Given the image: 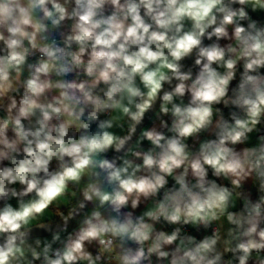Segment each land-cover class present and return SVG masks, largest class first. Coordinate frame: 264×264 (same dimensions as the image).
I'll list each match as a JSON object with an SVG mask.
<instances>
[{
  "label": "clouds",
  "instance_id": "9594fccd",
  "mask_svg": "<svg viewBox=\"0 0 264 264\" xmlns=\"http://www.w3.org/2000/svg\"><path fill=\"white\" fill-rule=\"evenodd\" d=\"M252 13L264 0H0V264H264Z\"/></svg>",
  "mask_w": 264,
  "mask_h": 264
},
{
  "label": "crops",
  "instance_id": "0c3cea01",
  "mask_svg": "<svg viewBox=\"0 0 264 264\" xmlns=\"http://www.w3.org/2000/svg\"><path fill=\"white\" fill-rule=\"evenodd\" d=\"M252 15H253V18H255V19H259V20H261L262 22H264V13H252ZM222 43H224V42L222 41ZM31 62H34V60L31 61ZM24 75L27 76V72H25ZM72 78H74V76H73V75H69L68 79H72ZM81 78H83V77H81ZM234 82H235V81H234ZM234 82H233V84H234ZM233 84H232V85H233ZM17 99H19V96H17ZM185 102H187V98L185 99ZM218 107H221V106H218ZM5 115H6L5 112L0 111V118L4 117ZM157 115H158V113H157ZM165 119H168V118L165 117ZM153 122H155V123L158 124V121L155 120V115L150 119V121L145 125V127H151L152 124H153ZM260 127H261V132H264V126H260ZM262 128H263V131H262ZM114 131H116L118 134H121V135L123 134V132H122L120 129H114ZM9 135H11V133H9ZM257 135H258L257 133H253V134H251V138H250L249 144H247V145H243V146H252V145H254V144L256 143V140H257ZM205 138H210V137H208L207 134H204V135L201 136V139H205ZM189 144L192 145V141H191V140L189 141ZM197 146H198V145H197ZM243 146H237V147L239 148V147H243ZM143 147H144L145 149H147L148 147H150V145H149V143H148L147 141H145ZM112 153H113V152H109V153H108V156L110 157ZM53 166H55V165H53ZM169 180H170V185H171V183H173V181L171 180V178H169ZM221 182L224 183V184H226V185L228 184V181H221ZM245 191H246V192H250L252 198H254V197H256V196L258 195V194H257V191H256V188H255V186L253 185V183H252L251 181H249V182L245 185ZM11 203H13V205H15V204H16V201L13 200V201H11ZM147 206H150V204L147 205ZM147 206L142 204L141 207H140L139 209L136 210V214L139 215L142 211L145 210V208H146ZM90 207H91V206H89V208H90ZM239 207H240V204L238 203V204H237V208H236V209H233V210H238ZM62 210H65V211H66V209L63 208V206H62ZM48 216H49V218L53 221V223L59 221V218L56 217L55 214H54V212H52V211H50V212L48 213ZM78 219H79V218H78ZM219 223L222 225L221 231L226 230V228L228 227L226 221H223V220H222V221L219 222ZM77 226H78V224H77V220H76V221H74V222L69 226V231H72V230L75 229ZM189 227H190V226H189ZM190 229L193 231L192 235H195L197 238H202L204 235H209V234H210L209 230H208L207 232H205V231H203V230L200 231V232H196L192 227H190ZM40 238L51 239V235L44 236V237H40ZM91 250H92L93 252L95 251V249H91Z\"/></svg>",
  "mask_w": 264,
  "mask_h": 264
},
{
  "label": "water",
  "instance_id": "95a60500",
  "mask_svg": "<svg viewBox=\"0 0 264 264\" xmlns=\"http://www.w3.org/2000/svg\"><path fill=\"white\" fill-rule=\"evenodd\" d=\"M205 43H208V41H205ZM185 64L186 65H191L192 64V61L191 60H187L185 61ZM157 110H158V106H157ZM155 114L154 113H150L148 114L147 118L145 119V122H144V126L150 121V119L154 116ZM115 155V153H112L111 156ZM110 156V157H111ZM76 221V220H74ZM74 221H71L69 226L74 222ZM60 223V221H57V222H54L52 227H53V230H55L56 228V224ZM34 236H38V237H44V236H48V235H51L50 232H46V231H43V230H36L34 233H33Z\"/></svg>",
  "mask_w": 264,
  "mask_h": 264
},
{
  "label": "trees",
  "instance_id": "16d2710c",
  "mask_svg": "<svg viewBox=\"0 0 264 264\" xmlns=\"http://www.w3.org/2000/svg\"><path fill=\"white\" fill-rule=\"evenodd\" d=\"M235 83H236V81L234 82V84L232 86H235ZM219 106H221V108L224 111L225 117L227 118L228 113H229V109L228 108H223V105H219Z\"/></svg>",
  "mask_w": 264,
  "mask_h": 264
},
{
  "label": "built area",
  "instance_id": "2783aa9c",
  "mask_svg": "<svg viewBox=\"0 0 264 264\" xmlns=\"http://www.w3.org/2000/svg\"><path fill=\"white\" fill-rule=\"evenodd\" d=\"M262 131H263V128H262ZM257 198V196L256 197H254L253 199H256ZM166 230H171L170 228H166ZM187 231L190 233V234H192L193 233V231L190 229V227H188L187 228ZM209 232H210V234H211V230H209Z\"/></svg>",
  "mask_w": 264,
  "mask_h": 264
}]
</instances>
